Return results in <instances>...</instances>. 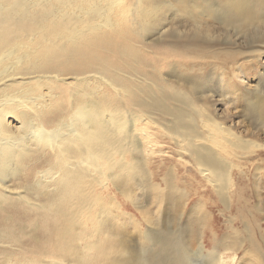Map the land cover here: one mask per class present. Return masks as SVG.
I'll return each mask as SVG.
<instances>
[{
    "label": "bare ground",
    "instance_id": "1",
    "mask_svg": "<svg viewBox=\"0 0 264 264\" xmlns=\"http://www.w3.org/2000/svg\"><path fill=\"white\" fill-rule=\"evenodd\" d=\"M260 30L264 0H0V264H230L245 240L264 264L259 223L213 238L198 205L191 224L211 241L202 258L187 224L171 238L142 231L130 254L112 252L137 193L178 216L174 194L201 190L194 179L177 185L178 166L161 175L163 138L206 181L204 206L236 218L249 208L246 187L264 169V45L218 43ZM251 70L262 77L255 89ZM220 90L240 91L252 128L207 111Z\"/></svg>",
    "mask_w": 264,
    "mask_h": 264
},
{
    "label": "rangeland",
    "instance_id": "2",
    "mask_svg": "<svg viewBox=\"0 0 264 264\" xmlns=\"http://www.w3.org/2000/svg\"><path fill=\"white\" fill-rule=\"evenodd\" d=\"M260 33L261 35L251 34V36L250 35L244 36V37L240 36L236 40H235L236 37H234L232 33H229L228 35L222 34L219 37L218 44L222 47H236L237 45V47L239 46L238 49L242 51H247V50L252 49L249 47L259 48L264 45V40L262 41V39H264V30H260ZM261 62L264 63V54L261 57ZM260 80H262V77L260 76V74L254 73L251 70L250 73L247 75V80H246L247 83L245 85L247 86V88L255 89L256 86L260 84ZM237 93H238V98L235 99L234 96L230 94L229 92L220 90V92L218 91L214 96H212L206 102H203V103L205 104L207 111L214 112L213 109H215L216 111L214 113L217 112L216 115H218V117L219 116L221 117V115H223V118L224 119L226 118V120H228V123L230 120H233L237 128L240 127L241 130H244V129L247 130V129L252 128L251 120H249V118L244 115L243 109L245 107L246 102L243 100L239 90L237 91ZM161 133H163V131ZM161 133H158V134H161ZM162 140H163L161 141L162 144L167 147H165L164 149L162 148L164 150V154L162 156L164 160H163V166H161V168L159 169L161 175L164 174L169 169H173L174 170L173 173H174L177 171L175 170V167L176 168L180 167V169L186 172V174L181 175L179 177L178 181H176L177 185L180 187H185L187 186L189 181L192 182L194 179L195 181L193 183L196 186L194 187L196 189L201 188V190L199 191V193H197L194 196L193 195L189 196L187 189H183L181 192H177L174 194V198H179L180 193L183 194L182 205L180 206V211H179L180 215L178 216L174 214L171 215L170 212H169L170 215H168L167 213L168 211H166L167 204H165V201L162 198L160 199H157L156 197L150 198L149 196L141 194V192L140 194L137 193L139 197H138V202L136 203V205L129 203L127 207L126 212L131 214V215L128 214L129 216H131V218L129 217L130 219L126 220L127 222L126 225L124 224V226L119 230V234H121L122 237H121V240L115 239L113 248H112L113 255L117 254L116 252L117 249H123V252L127 250V252H125L127 254H130L132 250H135V248H137L138 245H140L141 243L139 241L140 240L139 237L137 236H139V234L142 231H145V233L152 235L154 239H157L160 233L168 235L170 238L173 236H176L181 230V228L186 226L185 224H187V229L188 231H190V228L192 226L191 220L194 218V216H196V215L193 216L195 212L193 207L197 205L199 207V210H198L199 215H204L208 213L211 216V219H212L211 222L215 225L217 229L212 234H209V236H212L213 238L217 237L216 235L217 233L220 234V233L230 232L229 226H233V227L236 226L237 228L241 229L245 221H249V223H251V221H254V222L256 221L257 223H259L261 227L260 228L261 230L259 232L261 231L264 232V169L263 171H259L255 173L254 182L249 183V187H246L245 191L247 192V195L250 197L248 199H251V201L249 200L250 201L249 202L250 205H248L249 208L243 211V213L241 214V217L239 218H236L234 216L230 217L231 212L227 211L226 209L221 210L222 208L220 207L221 205H215V204H212V202H210L211 205L210 204H208V206L203 205L204 204L203 201L205 200L208 201V196H209V193L205 190L206 181L202 179L200 175L197 176L196 174L197 177L192 176V174H194L192 161H190L187 155L181 156L178 154V152H175V151H179V149H177V147L175 146V144L172 142L170 138H163ZM167 144L170 146H168ZM160 200H163V201H160ZM256 202H259L258 205H260L258 207L260 209L257 210V212L255 210L257 207L254 206L256 205ZM11 213L13 216L11 215L9 216H11L12 220L10 219L7 223H9L8 224L9 226L12 225L14 227L15 226L18 227L17 222H19V220L21 219L20 217L22 216H20L21 214H18V213H13V212ZM144 215L148 217L146 218L147 222L145 221V219L142 218V216ZM180 216H181L180 218L181 225H179V222H178V219H179L178 217ZM230 219L234 220L232 225L230 223ZM122 220L125 221V219H122ZM131 220L134 221L135 225L133 224V222H131ZM0 223H4V219L2 220L0 219ZM164 224L169 225L168 228L163 226ZM177 227L179 228V231L175 233ZM192 227L195 228V231H200L198 237L203 236V238L200 237L199 239L201 243H203L204 241L203 244L200 243L203 248L202 249L203 252L202 254H199L201 255L200 257L197 256L199 258H202V255L207 253L208 249L211 248V241L210 239H208L207 233L205 235V232H204L205 225L204 224H199L197 226L193 225ZM256 232H257V229H256ZM116 241L118 244L116 243ZM185 241H189V240L185 239ZM263 245H262L263 251L261 250V253L264 255ZM193 249L198 250L199 244L194 243L192 250ZM240 249H241L240 251L238 249L236 251H232V253L228 252L226 254L227 257L230 256V258L234 259V261L232 260L230 261L231 262L230 264H258L259 263V262L258 263L256 262L257 256L255 254L253 256L251 255V251H249L250 244L249 242H247V240H245L244 244H242V247ZM119 255H122V253H119ZM190 256H192L191 253H190Z\"/></svg>",
    "mask_w": 264,
    "mask_h": 264
}]
</instances>
